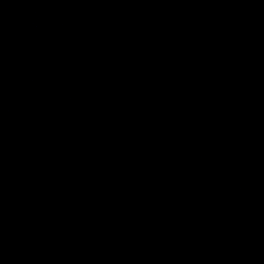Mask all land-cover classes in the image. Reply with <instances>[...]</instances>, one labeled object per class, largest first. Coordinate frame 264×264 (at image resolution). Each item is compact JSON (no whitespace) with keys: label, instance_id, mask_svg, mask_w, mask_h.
I'll return each mask as SVG.
<instances>
[{"label":"water","instance_id":"water-1","mask_svg":"<svg viewBox=\"0 0 264 264\" xmlns=\"http://www.w3.org/2000/svg\"><path fill=\"white\" fill-rule=\"evenodd\" d=\"M0 264H264V0H0Z\"/></svg>","mask_w":264,"mask_h":264}]
</instances>
